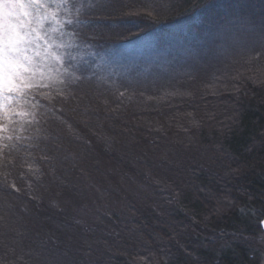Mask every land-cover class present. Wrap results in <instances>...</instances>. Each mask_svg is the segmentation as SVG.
<instances>
[{"label": "trees", "instance_id": "1", "mask_svg": "<svg viewBox=\"0 0 264 264\" xmlns=\"http://www.w3.org/2000/svg\"><path fill=\"white\" fill-rule=\"evenodd\" d=\"M114 1L50 2L62 15L71 16L57 30L65 34L61 39L70 56L68 67L63 65L67 71L61 81H52L56 88L26 95L28 102L22 105L1 104L0 133L7 137L0 139V264H69L71 250L58 251L55 245L77 244L78 238H71L82 228L84 243L96 250L88 249L96 256L86 259L90 264H254L255 238L264 218V63L244 67L239 74L214 56L216 44H192L189 35L184 37L187 55L173 58L181 50L174 49L169 63L140 64L138 74L146 80L158 75L183 78L188 72L191 84L201 86H181L182 100L167 102L160 116L154 108L136 112L126 103L125 112L141 127L140 136L133 135L136 131L126 117L121 130L107 125L109 118L119 119V111L114 115L113 108L105 107L103 95L92 89L86 98L80 94L85 83L115 95L120 89L130 90L134 81L129 65L124 69L116 58L97 51H110L114 45L124 53L131 41L155 37L171 54L165 44L171 27L182 28L185 21L197 31L217 32L221 24L230 27L235 24L230 19L240 20V0H158V11L141 7V0H124L123 6ZM177 33L184 36L181 30ZM125 54L126 61L131 60L132 55ZM100 57L103 69L95 66ZM175 88L173 97L179 96V86ZM123 101L124 96L119 98ZM92 120L100 144L92 136L93 149H76L74 128L86 134ZM115 129L132 133L125 139L141 143L142 153H129L126 159L108 155L105 142L118 137ZM36 149L40 156L29 160L41 167L36 177L12 170ZM44 158L48 161L42 165ZM108 162L114 166L108 169ZM49 168L60 180L50 178ZM6 174L12 175L8 182ZM124 177L130 187L150 189L152 197H143L155 207L135 205L138 199L132 195L127 215L110 217L107 230L94 221L78 226L87 202L85 188L91 182L119 188Z\"/></svg>", "mask_w": 264, "mask_h": 264}, {"label": "rangeland", "instance_id": "2", "mask_svg": "<svg viewBox=\"0 0 264 264\" xmlns=\"http://www.w3.org/2000/svg\"><path fill=\"white\" fill-rule=\"evenodd\" d=\"M126 1L115 0L113 4L115 5L122 4L123 6V4L127 3ZM41 2L47 4V10L49 13L55 12L56 19L55 21H53L49 18L44 21V29L41 31V35H44V31H47V36H45L44 39H41L32 45L31 50L27 54L32 60L31 65L27 66L28 67L27 71L22 72V77L18 82V88H14L11 93L5 92V96L8 97L7 99L0 98V105L2 103L7 104L8 102H12V101L14 103H18L19 105H22L28 102L26 99V95L30 94L34 97L37 92L41 94V91L43 89H46L48 91L50 87L56 88V86L52 84L53 83L52 81H55V79L61 81L63 74L66 73L65 71H67L64 66L68 67L66 62L67 60L68 61L70 60V58H68L70 56H68L69 53L66 54L67 52L64 51V46L62 47L64 41L61 39V38L65 39V34L57 33V30L59 25L62 24L63 21H70L71 16H69L70 14L68 13L62 15V12L60 11L61 9H58L57 7H54V5H51L52 3L50 4V2H53V0H48V1L41 0ZM157 2L158 0H141L140 6L155 10L157 9L158 11L161 9V5L158 4ZM57 3H59V1H57ZM136 4L138 6V2H136ZM156 4L160 5V8L159 7L155 8L154 6ZM237 5L240 11V13L238 14L240 20L238 18H235L234 21H233L234 18H232V20L230 19V22L232 21V23H235L230 27L226 24L223 25L221 24V26L219 24L220 30L217 29V32L215 31L213 32L211 30L210 31L194 30L193 27L191 28L190 22L187 21L182 23V28L177 26V29L173 30V27H171L170 33H168L169 40L167 43H165L166 45L167 44L169 45L170 51H172V53L168 55L167 52L165 51L166 49L163 50L165 47L164 41H158L157 39L156 41H154L152 38L155 37H148L141 40L137 39L131 41L129 44L126 45L127 49L124 51V53L121 51L118 52V47L114 45L109 47L110 51L107 52L105 50L101 52L97 51L96 53H101L103 56L105 55V53H107V56L110 60L112 58L114 59L116 58V61L114 62H120L122 68L124 66L127 68L129 65V69L132 70L131 72H133L131 74L133 75L132 80L134 81H132L128 85L131 86L130 90L120 89L119 91L115 92V95L106 90H102L95 87L93 83H85L83 85L85 86V89L84 87H82L80 94H82L84 98H86L87 96H89L90 89H92V93L94 94L97 93V96L103 95L104 98H106L104 99L105 107L110 106L111 108H113L115 110L114 115L117 114V111L122 113V115H119L118 112L116 117H118L119 119L116 118L115 120H113L114 116L112 118H109V120H107V125L112 124L109 125L112 126L111 128H115L117 126L120 129L121 127L119 126L122 125V123L124 122V117H126V122L132 125L131 130L134 129V131H136V133H134L133 135L140 136L141 133L139 132V130L141 129V127L137 125L135 122H133L129 118L128 114L125 112L124 108L126 107L124 106H126V103L127 104L129 103L130 105L134 106L135 108L134 110H136V112L139 110H144L146 108L147 109L154 108L153 111H156V115L160 116L161 114L158 112H160V108H162L163 105H166L167 102L175 103V101L177 100L178 101L182 100V97L184 95L183 94L181 95V89H180L181 86H201V84H197V83L195 85L191 84V82H193L191 81L192 74L190 75L188 72L184 75L183 78L174 77L176 79H174L173 77L171 78L170 76L166 77L164 75H158L156 76V78L154 77L150 79L147 78L148 80L147 79L142 80L143 78L140 79L142 77V73L138 74L139 71L138 68H141L138 66L140 64L169 63L170 60L168 58L172 56L174 49L180 48L181 50L179 54L174 55L173 58L187 55L185 49V43H184L185 40H183L184 37H187L189 35L190 38L188 40L190 43L194 42L197 44H203L209 41V43L214 44V46L216 44L217 51L215 52L214 56L220 61L225 62V63L223 62L224 63L223 67L224 66L228 67V65H230L236 67L238 72L242 71L244 67L253 66V65L254 66L257 65V67H259V63L262 64L264 63V0H240V2H238ZM40 12L41 14H44L45 10L41 9ZM108 12H110L111 15L114 14V10L112 11L109 10ZM108 12L103 17V19H105L106 21L108 19V16H110ZM113 17H116V15H114ZM196 17L198 16L196 15ZM226 22L228 21L226 20ZM102 25L104 26V24ZM105 29L108 30L107 27H105ZM180 30L184 36L177 35L178 34L177 32H179ZM45 40H47L48 42L45 43ZM49 45H51V47H49ZM69 48L70 47H66V50H69ZM120 50H124V49H120ZM125 52H127L128 55H132L131 60L126 61L127 59H125L126 56ZM101 58L102 57H100L99 59L97 58L98 59L97 64H95L97 69H103L104 65L103 62L101 61ZM239 74H241V72H239ZM176 86H179V90H177V93L179 92V96L173 97V95H175ZM173 88H175L174 93L172 91ZM83 91H85V94ZM198 92L199 89H196L195 93ZM154 94L157 95V98H154ZM82 95H80V98H83ZM113 95L114 97H112ZM123 96H124V101L120 103L119 98ZM186 96H188V93L186 94ZM21 99L24 100L25 102L23 101L21 102ZM30 102L32 103V100ZM150 102H154V104ZM32 107H33V103H32ZM121 117L123 118L121 119ZM93 120L90 122L92 123V125H89L86 134L81 132V130L74 128L75 133L72 136L75 137L74 140L76 141V146H77L76 149L77 148L78 150L86 149L87 147L93 149L94 144L93 142L91 143L89 141V139L92 136H95L96 139L99 140L98 145L100 144L101 135L97 132V130L94 133ZM0 127L4 128V125L1 124ZM99 127L103 128L104 124L100 122ZM107 128L108 127L105 126V129ZM115 133H117L115 135H118V137L114 139L113 136L105 142V148L108 155L113 157L124 156L123 158L126 159L129 153L141 151L140 149L141 143L139 142L132 143L131 141H127V139H125L126 136H129L132 133L122 134L120 131H118V129H115ZM6 137H7L6 132L0 133V139ZM130 138L132 139L133 137L131 136ZM38 151L37 152H35V150L30 151L32 152V154L29 153L31 156L24 155L23 159L25 158L27 160H24L21 163L19 162L18 166L14 165L13 166L14 168H12V170L13 171L16 170L21 176L29 175V177L31 178L36 177L41 171V167L33 166L32 164H30L29 160L31 157L35 155L40 156L38 154H40L41 152L38 153ZM140 153H142V151ZM46 161L48 160L44 158L42 161V165L43 163H46ZM52 161L53 160H51L50 165L52 164ZM111 166H114V164L108 162L107 168L109 169L111 168ZM17 167H21V168L16 169ZM54 170L49 168L48 171L46 172L48 175H50V178H52V176L54 175L53 181H58L60 180L59 175L58 173L54 174L56 172ZM11 174L3 175L4 179L7 178L5 182L9 181L10 177H12ZM63 178L65 179V177ZM128 182H129V178H127L124 181L121 180L119 188H116L114 186L112 187V184L110 182L105 184L103 187H100L97 184L92 185L93 182H91L85 188L86 189L85 193L87 194L86 196L87 202L84 206V210L80 211L77 225L84 227L85 223L94 221L98 223V225L102 227L104 230H107L105 228L107 227V221L109 220L110 217H112L115 214L120 216L127 215L126 213V208L128 206L127 202H128V198H130L132 195L137 196L138 199L134 201L135 205L137 204H139L140 206L145 205L146 207L149 208L155 207L153 205L152 200L146 199L145 196L143 197V195H146L150 198L152 197V195L150 194L151 193L150 189L148 191L147 187L145 189L140 184H137V186L135 185L134 187L132 186L133 187L132 188L128 185ZM13 185L14 183H11V186ZM113 189H116L115 198L111 197V193ZM83 194L84 193H82V195ZM93 207L95 209L91 211L92 210L91 208ZM252 216L254 219L257 217L254 212H252ZM82 229L80 231L78 229V236L75 237L72 236L73 238H71L73 240L78 238L77 244L72 245L71 242H69V245L67 247L66 245L63 244L55 245V247H58V251L62 250L63 252H68L69 249L71 250L69 252L71 253V258L73 260L69 264H75L76 259L79 261L76 264H90L86 262V259L87 261L88 260L90 261L92 258L96 257L93 256L92 254H89L88 249H91L92 251L94 250L92 248H88L89 246L84 243L85 242L84 240H86V238L84 237V230ZM260 230L261 231L257 233L255 238L256 242L254 246L256 252V260H254V264L255 263L264 264V232L261 229V227ZM94 252H96V250ZM49 260H52V258H49Z\"/></svg>", "mask_w": 264, "mask_h": 264}, {"label": "snow or ice", "instance_id": "3", "mask_svg": "<svg viewBox=\"0 0 264 264\" xmlns=\"http://www.w3.org/2000/svg\"><path fill=\"white\" fill-rule=\"evenodd\" d=\"M49 18L55 21L56 14L49 13L41 0H0V98L7 99L5 92L18 88L22 72L32 63L27 54L33 44L47 36V31L44 35L41 31Z\"/></svg>", "mask_w": 264, "mask_h": 264}, {"label": "water", "instance_id": "4", "mask_svg": "<svg viewBox=\"0 0 264 264\" xmlns=\"http://www.w3.org/2000/svg\"><path fill=\"white\" fill-rule=\"evenodd\" d=\"M260 227H261V229H262L263 232H264V219L261 221V223H260Z\"/></svg>", "mask_w": 264, "mask_h": 264}]
</instances>
